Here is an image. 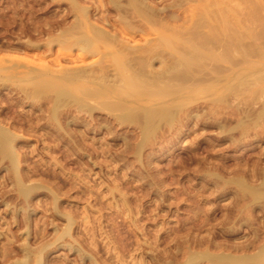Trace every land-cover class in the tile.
I'll use <instances>...</instances> for the list:
<instances>
[{
	"label": "rangeland",
	"instance_id": "rangeland-1",
	"mask_svg": "<svg viewBox=\"0 0 264 264\" xmlns=\"http://www.w3.org/2000/svg\"><path fill=\"white\" fill-rule=\"evenodd\" d=\"M73 1L0 0V60L7 62L5 65L45 62L54 68L95 61L96 57L84 62L76 59L75 63L70 56L76 57L77 51L57 46L47 49L53 34L58 35L74 22ZM75 1L92 7V12L99 6L94 13L108 6V0ZM172 1L152 2L162 6ZM195 1L180 9L183 16L199 14L207 5L214 11L229 7L227 14L241 16L238 19L244 23L240 22L239 27L243 31H264V14L260 13L264 6H259L264 0H222L223 4L221 0ZM251 17H260L259 27ZM263 36L259 41L246 37V48L253 49L264 40ZM146 40L145 36L135 38L139 44ZM17 96L12 88L0 90V126L17 136L16 143H12L15 164L0 148V264L22 257L25 245L36 249L54 243L65 226L73 222L69 224L70 236L56 242L46 264H189L188 258L195 253L251 254L260 244L259 239L264 240V202L250 201L243 190V186L262 183L264 117L257 126L250 124L253 128L247 127L244 133L249 134L242 136V129H232L237 118L231 111L232 104L226 105L228 110L223 105L222 110L217 107L221 104L214 106L200 99L190 106L193 119L187 120L189 123L181 117L169 125L171 129L164 126L142 143L137 125L114 121L106 111H94L91 117L73 114L69 121L60 118L59 129L43 120L47 111L41 102L19 104ZM210 108L219 111L218 117ZM227 120H231L230 126ZM221 129L228 134L220 133ZM20 186L32 188L28 199L20 194Z\"/></svg>",
	"mask_w": 264,
	"mask_h": 264
},
{
	"label": "bare ground",
	"instance_id": "bare-ground-1",
	"mask_svg": "<svg viewBox=\"0 0 264 264\" xmlns=\"http://www.w3.org/2000/svg\"><path fill=\"white\" fill-rule=\"evenodd\" d=\"M152 1L150 3L148 0H108V6L105 7V10L101 11L99 9L97 13H94L99 6H95L96 8L94 7L92 12L90 10L92 7L78 5L79 2L76 4L74 0L72 7V11L75 12L74 22H71L58 35L57 33L56 36L53 34L54 37L50 38L47 49L51 51L52 46H57L59 49L71 48L77 51L76 57L70 56L73 61L76 59L82 61L94 57L97 59L91 63L79 64L70 68L61 65H59L60 68L59 66L54 68L51 63L45 62L39 64L13 62L10 65H5L7 62L0 60V90L12 88L18 94L19 104L27 102L38 104L41 102V105L45 106L47 111V117L44 116L43 120L46 119L47 122L59 129H61L62 124L59 121L60 118L67 120L70 115L79 113L91 117L94 111H106L114 121L137 125L142 139L140 142L143 143L150 136L158 133L164 126L175 123L181 117L185 116L186 121L193 119L190 106L200 99H206L214 106L221 104L222 106L217 107H221L222 110L223 108L227 109L226 107L232 104L233 106L230 107L233 110L231 111L237 117L235 126L232 129H242L243 132L240 133L242 136L249 134H245L244 130H247V127L250 129L251 125L253 127L257 126L264 117V63L261 62L264 59V40H260V43L257 42L254 48L248 45L253 48L251 49L246 48L247 43H244V39L254 37L252 38L254 41H259V39H262L264 29L263 32L259 31L260 33L257 32V34L246 28L243 31V27H239L242 22L238 17L241 18V16L234 14L231 17L227 14L229 7L222 6L221 9L214 11L208 10L207 5L199 14L187 16L186 13V16H183L180 9L183 6L185 7L189 1L192 3V0H173L171 3L162 6ZM223 2L221 0V4ZM259 6L263 7L264 5L259 3ZM232 8L234 10V7ZM253 10L252 13L255 11ZM260 10L263 11L264 7ZM248 11L246 12L248 13ZM261 11L260 13L264 14V11ZM250 12L249 15L252 14ZM259 18H253L257 20L258 27ZM245 21L247 22V20ZM260 23L262 22L260 21ZM137 36H145V40L149 37L150 39H147L144 44H139L135 42ZM252 58H255L256 61H251ZM13 98L15 97L13 96ZM249 104L253 105L250 109ZM217 107H215L216 110ZM255 107L257 108L254 109ZM213 109L210 111L217 115L219 111ZM192 112L194 113V111ZM196 116L198 115L196 114ZM12 119L9 118V121H12ZM23 121L25 120L23 119ZM230 121H224V125L225 122ZM32 125L34 124L32 123ZM223 128L226 129L227 126ZM169 129H171V126H169ZM222 129L220 133L224 132ZM246 130L245 132H248ZM11 132L13 131L2 127V125L0 126V148L9 162L15 164L13 163L15 158L12 156V154L14 155L12 143L17 140V136ZM224 133L225 135L228 134L227 131ZM235 139L239 142V138ZM262 177L263 180L260 179L262 183L256 187H253L255 184L250 187L243 186V190L246 189L245 195L248 194L252 202H264V173ZM237 186L241 187L242 185L237 184ZM28 188H22L21 186L19 188L20 194L25 199H28L33 192L30 186ZM248 195L245 196L246 199H248ZM243 196L244 193H242ZM69 224L67 228L65 226L64 231L62 230V234L58 235L56 240L54 239V243H45L40 247L36 246L38 247L36 249L28 248L25 245L27 243H25L24 248H22V257L19 259L17 257L18 260L16 259L15 262L10 264H46L48 252L52 250L51 248L56 245V242L70 236L71 227H69ZM22 240L24 241V239ZM259 240H261L259 241L260 244H256V247L253 244L250 245L255 248V251H251V254H238L236 256L225 253L211 254L204 252L200 256H197L198 254L195 256L196 253L193 255L190 252L193 256L188 258L189 264H193L197 260H205V262H210L209 264H263L264 240ZM237 243L235 242V245ZM240 248L238 246L239 250ZM247 248L243 249L246 250ZM235 249L236 247H233V250Z\"/></svg>",
	"mask_w": 264,
	"mask_h": 264
}]
</instances>
